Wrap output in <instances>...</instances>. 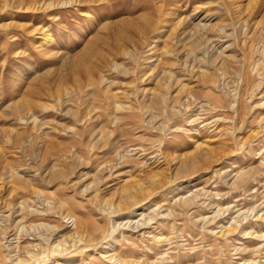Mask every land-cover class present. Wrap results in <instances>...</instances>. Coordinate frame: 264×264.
I'll use <instances>...</instances> for the list:
<instances>
[{
  "label": "rangeland",
  "instance_id": "1",
  "mask_svg": "<svg viewBox=\"0 0 264 264\" xmlns=\"http://www.w3.org/2000/svg\"><path fill=\"white\" fill-rule=\"evenodd\" d=\"M9 256L264 264V0H0Z\"/></svg>",
  "mask_w": 264,
  "mask_h": 264
},
{
  "label": "bare ground",
  "instance_id": "2",
  "mask_svg": "<svg viewBox=\"0 0 264 264\" xmlns=\"http://www.w3.org/2000/svg\"><path fill=\"white\" fill-rule=\"evenodd\" d=\"M64 5L66 4V3H63ZM48 6L49 7H51V6H53V4L52 3H49L48 4ZM184 205V204H183ZM185 208H187V207H185ZM237 232V228L236 227H229V228H227L224 232H223V234H222V236H228V235H233V234H235ZM158 240V239H157ZM160 240V239H159ZM101 245V244H100ZM62 243L59 241L58 243H57V245L55 246V249L56 250H60L61 251V249H62ZM32 248H34V247H32ZM31 248V249H32ZM62 251H64V250H62ZM32 253V252H31ZM106 255V254H105ZM30 256H32V257H34V255L33 254H30ZM103 257V256H102ZM107 258V257H106ZM109 258V257H108ZM107 258V259H108ZM7 259H9V260H11L10 262H13V263H15V264H27L28 263V261H21V260H19L18 258H15V259H13V257H7L6 258V261H7ZM104 259V258H103ZM99 261H101V260H99ZM110 261V260H109ZM121 261V260H120ZM117 262V261H116ZM118 263H119V260H118ZM98 264V263H97ZM122 264V263H121ZM126 264V263H125ZM127 264H137V262H130V263H127Z\"/></svg>",
  "mask_w": 264,
  "mask_h": 264
}]
</instances>
